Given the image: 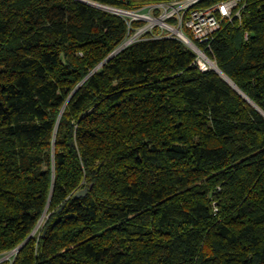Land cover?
<instances>
[{"label": "trees", "instance_id": "obj_1", "mask_svg": "<svg viewBox=\"0 0 264 264\" xmlns=\"http://www.w3.org/2000/svg\"><path fill=\"white\" fill-rule=\"evenodd\" d=\"M145 25L82 0H0L13 264H264V0L196 41L240 91L160 26L120 49Z\"/></svg>", "mask_w": 264, "mask_h": 264}, {"label": "built area", "instance_id": "obj_2", "mask_svg": "<svg viewBox=\"0 0 264 264\" xmlns=\"http://www.w3.org/2000/svg\"><path fill=\"white\" fill-rule=\"evenodd\" d=\"M202 1L204 0H174L150 5L147 11L142 13L123 10H116L115 12L122 15L126 14L125 16L130 17L131 20L141 19L146 21V25L141 27L135 35L138 33L140 35V30H143L144 33L152 30L155 26H160L166 31L168 36H178L197 54L196 62L199 67L202 70H206L213 67L212 62L214 61L211 60L212 58L207 55L196 41L206 44L207 48H210V41L221 28L224 21H242L243 13L249 0H221L207 6L195 7ZM156 8L162 10L159 16L153 15V10ZM172 17H177V25H172L169 22ZM184 27L191 32L194 40L184 33ZM134 41L131 39L129 43L125 44H130ZM17 252L18 249L11 251L0 262L9 260L10 264H13Z\"/></svg>", "mask_w": 264, "mask_h": 264}, {"label": "water", "instance_id": "obj_3", "mask_svg": "<svg viewBox=\"0 0 264 264\" xmlns=\"http://www.w3.org/2000/svg\"><path fill=\"white\" fill-rule=\"evenodd\" d=\"M82 1H84V2H87V3H89V4H92V5H95V6H98V7H102V8H105V9H108V10H111V11H116L117 9H115V8H112V7H107V6H103V5H100V4H98V3H95V2H92V1H89V0H82ZM128 44H124L123 46H121L120 47V49H122V48H124L125 46H127ZM120 49H118V50H120ZM118 50L117 51H115L113 54H112V56L113 55H115L117 52H118ZM111 56V57H112ZM110 57V58H111ZM213 69H215L216 71H218L227 81H229V83H231L236 89H238L237 87H236V85L228 78V76H226V74H224V72H222L220 69H219V67L216 65V66H213L212 67ZM238 91H240L239 89H238ZM242 93V92H241ZM244 95V94H243ZM260 111L263 113V115H264V111H262L261 109H260ZM86 190H81V191H79L78 193H77V197H80V196H83V195H85L86 194ZM39 226L40 225H38V227H37V229L39 228ZM37 229L32 233V235L31 236H33V234L37 231ZM19 250V249H18Z\"/></svg>", "mask_w": 264, "mask_h": 264}, {"label": "rangeland", "instance_id": "obj_4", "mask_svg": "<svg viewBox=\"0 0 264 264\" xmlns=\"http://www.w3.org/2000/svg\"><path fill=\"white\" fill-rule=\"evenodd\" d=\"M126 15V14H125ZM140 32V35L143 33V30H140L139 31ZM142 32V33H141ZM140 35H139V33L137 34V35H133L132 37H131V39L132 40H137L139 37H140ZM131 39H129V40H131ZM212 61H214L213 59H211ZM215 62V61H214ZM209 67H210V64H209ZM6 255V254H5ZM5 255H0V260L1 259H3L4 257H5Z\"/></svg>", "mask_w": 264, "mask_h": 264}, {"label": "bare ground", "instance_id": "obj_5", "mask_svg": "<svg viewBox=\"0 0 264 264\" xmlns=\"http://www.w3.org/2000/svg\"><path fill=\"white\" fill-rule=\"evenodd\" d=\"M129 41H131V40H128L126 43H129ZM212 65L213 66H216V63L215 62H212Z\"/></svg>", "mask_w": 264, "mask_h": 264}]
</instances>
